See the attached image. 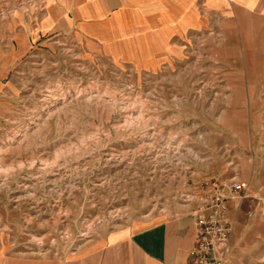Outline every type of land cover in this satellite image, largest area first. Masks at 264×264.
Here are the masks:
<instances>
[{"label":"rangeland","instance_id":"374dc122","mask_svg":"<svg viewBox=\"0 0 264 264\" xmlns=\"http://www.w3.org/2000/svg\"><path fill=\"white\" fill-rule=\"evenodd\" d=\"M53 4L0 0V245L63 256L116 227L190 214L212 179L264 167V64L241 54V34L190 32L182 60L137 70L74 30L42 33Z\"/></svg>","mask_w":264,"mask_h":264},{"label":"crops","instance_id":"0c3cea01","mask_svg":"<svg viewBox=\"0 0 264 264\" xmlns=\"http://www.w3.org/2000/svg\"><path fill=\"white\" fill-rule=\"evenodd\" d=\"M207 27L221 30L219 34L233 42L241 34L237 41L241 54L264 64V42L248 38L253 32L264 36V0H56L39 24L47 34L74 30L90 52L151 72L182 60L187 35ZM136 49L140 50L135 53ZM241 76L261 75L248 70ZM256 93L264 94L263 82ZM236 108L248 109L247 105ZM241 178L250 190L247 199L229 202L234 232L225 264H232L238 253L257 254L264 261V167L249 174L242 171ZM250 199L256 209L249 213ZM195 235L191 215L177 212L165 219L113 228L63 256L19 254L0 245V264H190Z\"/></svg>","mask_w":264,"mask_h":264},{"label":"built area","instance_id":"2783aa9c","mask_svg":"<svg viewBox=\"0 0 264 264\" xmlns=\"http://www.w3.org/2000/svg\"><path fill=\"white\" fill-rule=\"evenodd\" d=\"M208 187L206 196L190 213L196 229L190 264L227 262L234 232L229 202L247 199L250 190L248 182L235 178L225 182L212 179Z\"/></svg>","mask_w":264,"mask_h":264}]
</instances>
